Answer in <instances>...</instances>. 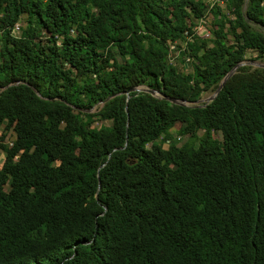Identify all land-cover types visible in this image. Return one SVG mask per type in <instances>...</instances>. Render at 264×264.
I'll return each mask as SVG.
<instances>
[{"label": "trees", "instance_id": "obj_1", "mask_svg": "<svg viewBox=\"0 0 264 264\" xmlns=\"http://www.w3.org/2000/svg\"><path fill=\"white\" fill-rule=\"evenodd\" d=\"M246 60L264 0H0V264H264V67L125 93Z\"/></svg>", "mask_w": 264, "mask_h": 264}, {"label": "water", "instance_id": "obj_2", "mask_svg": "<svg viewBox=\"0 0 264 264\" xmlns=\"http://www.w3.org/2000/svg\"><path fill=\"white\" fill-rule=\"evenodd\" d=\"M242 64H249V65L254 66V67H264V63L260 62V61H257V60H247V61L238 62L237 64H235L232 68H230L221 77V79L219 80V82H218L217 86L215 87V89L208 96H206L204 98H198L193 103H190V102H188V101H186L184 99H180V98L168 97V96L160 93L157 89L149 88V87H146V86H143V85L132 86V87L128 88L125 91V93L127 94L129 91H136V92L143 91V92L149 93L152 96H155V97H158V98H164V99H166L169 102L174 103V104L187 105V106H191V105L204 106V105H206L209 101H211L215 97V95L217 94V92L219 91V89L221 88L223 83L225 82V80L234 72L236 67L238 65H242ZM127 98H128V95H126V99ZM194 103H196V104H194ZM125 110H126V108H125Z\"/></svg>", "mask_w": 264, "mask_h": 264}, {"label": "rangeland", "instance_id": "obj_3", "mask_svg": "<svg viewBox=\"0 0 264 264\" xmlns=\"http://www.w3.org/2000/svg\"><path fill=\"white\" fill-rule=\"evenodd\" d=\"M202 22H203V21H202ZM206 27H207V26H205V25H203V24H197V25L195 26V30H196V32L199 33V34H208V31H207V28H206ZM12 33H13V34H18V28H17V25H15L14 28L12 29ZM170 48H172V46H170ZM175 54H176V51H175V52L172 51V52L170 53L171 56H175ZM246 61H247V60H246ZM176 65L179 66L177 62H176ZM210 93H211L210 91L202 92V93L200 94V97H199V98H204V97L208 96ZM198 103H199V102H198ZM194 104H196V103H194ZM95 124H96V125H97V124H100V122L97 121V122H95ZM171 131H172V129H171ZM185 138H186V137H184V136H183V137H179L178 141H182V140H184ZM0 160H1V156H0Z\"/></svg>", "mask_w": 264, "mask_h": 264}]
</instances>
